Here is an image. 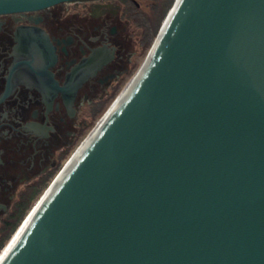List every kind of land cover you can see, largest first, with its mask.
<instances>
[{"label":"water","instance_id":"obj_1","mask_svg":"<svg viewBox=\"0 0 264 264\" xmlns=\"http://www.w3.org/2000/svg\"><path fill=\"white\" fill-rule=\"evenodd\" d=\"M136 74L1 264H264V0H176Z\"/></svg>","mask_w":264,"mask_h":264},{"label":"flooded vegetation","instance_id":"obj_2","mask_svg":"<svg viewBox=\"0 0 264 264\" xmlns=\"http://www.w3.org/2000/svg\"><path fill=\"white\" fill-rule=\"evenodd\" d=\"M145 2L0 14V244L138 68L157 30Z\"/></svg>","mask_w":264,"mask_h":264},{"label":"rangeland","instance_id":"obj_3","mask_svg":"<svg viewBox=\"0 0 264 264\" xmlns=\"http://www.w3.org/2000/svg\"><path fill=\"white\" fill-rule=\"evenodd\" d=\"M176 0H146L145 5L147 4H151V8L150 11H153V19L157 20V30L155 35L153 36V39L150 43V45L146 48L144 55L141 58V61L139 63L138 68H136L126 79V82L124 83L123 87L121 88V90H119L115 96L110 100V102L107 104V106L97 115L94 123H92V125L89 127V129L83 134V136L80 139L79 145L82 143V141L85 139V137L88 135V133L95 127L96 122L99 120V118H101L105 112L108 110L109 106H111L114 101L116 100V98L118 97V95L120 94V92L125 88V86L129 83V81L131 80V78L134 76V74H136L138 71L140 70L141 66L143 65V62L145 61V59L147 58L151 48L153 47L155 41L157 40V37L163 27V25L165 24L174 4H175ZM79 147V146H78ZM77 150V149H76ZM75 153V152H74ZM58 175L55 174V176H53V178L50 180V182H48V184L38 193V195L32 200V203L29 207V209L27 210L26 214L24 217L27 216L28 212L31 210V208L34 206V204L37 202V200L39 198L42 197V195L48 190L49 186L53 183L55 177ZM24 217L21 219L20 223L18 224L17 228L19 227V225L22 223V221L24 220ZM17 228L15 229V231L17 230ZM14 231V232H15ZM14 232L10 235V237L7 238V240L4 242L3 241V246H0V250L3 249V247L5 246V244L9 241V239L11 238V236L14 234Z\"/></svg>","mask_w":264,"mask_h":264},{"label":"bare ground","instance_id":"obj_4","mask_svg":"<svg viewBox=\"0 0 264 264\" xmlns=\"http://www.w3.org/2000/svg\"><path fill=\"white\" fill-rule=\"evenodd\" d=\"M144 63V62H143ZM139 71V70H137ZM137 74H134V76L131 78V80L129 81V83L125 86V88L120 92V94L118 95V97L116 98V100L114 101V103L109 106L108 110L105 112V114L99 118V120L96 122L95 127L88 133V135L85 137V139L82 141V143L79 145V147L77 148V150L75 151L74 155H76L79 150L85 145V143L88 141V139L96 132V130L100 127V125L103 123V121L105 120L106 116L109 114L110 110H112V108L115 106V104L117 103L118 100H120L123 96V94L125 93L126 89L128 88L129 84L132 82V80L135 78ZM74 155L71 157L73 158ZM70 158V159H71ZM69 159V160H70ZM69 162V161H68ZM68 162L66 164H68ZM51 188V187H50ZM50 188H48V190L42 195L41 198H39L37 200V202L34 204V206L31 208V210L28 212L27 216L24 217V220L22 221V223L19 225V227L17 228V230L14 232V234L12 235V237L9 239V241L5 244V246L3 247V249L0 252V264L2 262V260L6 257V255L8 254V252L11 250V248L15 245V243L17 242V240L19 239L21 233L23 232L24 228L26 227V225L29 223L30 219L32 218L33 214L36 212L37 208L39 207V205L41 204V202L44 200V198L47 196Z\"/></svg>","mask_w":264,"mask_h":264},{"label":"trees","instance_id":"obj_5","mask_svg":"<svg viewBox=\"0 0 264 264\" xmlns=\"http://www.w3.org/2000/svg\"><path fill=\"white\" fill-rule=\"evenodd\" d=\"M20 221H21V220L19 219V220L17 221V223L13 225L10 234H9L8 236L5 237V241H6L7 238L10 237V235L15 231V229L17 228V226H18V224L20 223ZM5 241H4V242H5ZM3 244H4V243L2 242V243L0 244V246H3Z\"/></svg>","mask_w":264,"mask_h":264},{"label":"built area","instance_id":"obj_6","mask_svg":"<svg viewBox=\"0 0 264 264\" xmlns=\"http://www.w3.org/2000/svg\"><path fill=\"white\" fill-rule=\"evenodd\" d=\"M12 237V236H11ZM2 250V249H1ZM1 250H0V252H1Z\"/></svg>","mask_w":264,"mask_h":264}]
</instances>
